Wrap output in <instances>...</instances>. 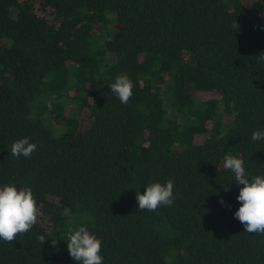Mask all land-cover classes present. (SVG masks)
I'll list each match as a JSON object with an SVG mask.
<instances>
[{"label":"trees","instance_id":"16d2710c","mask_svg":"<svg viewBox=\"0 0 264 264\" xmlns=\"http://www.w3.org/2000/svg\"><path fill=\"white\" fill-rule=\"evenodd\" d=\"M261 52L264 0H0V187H30L40 211L0 264H77L63 238L80 226L103 264H264L223 167L264 173ZM123 73L127 104L109 88ZM24 137L36 151L12 156ZM168 179L173 204L139 210Z\"/></svg>","mask_w":264,"mask_h":264},{"label":"clouds","instance_id":"9594fccd","mask_svg":"<svg viewBox=\"0 0 264 264\" xmlns=\"http://www.w3.org/2000/svg\"><path fill=\"white\" fill-rule=\"evenodd\" d=\"M258 62H264V52L256 56ZM111 93H114L122 104H127L132 95L134 84L126 74H120L115 82L109 85ZM235 108V104L229 105ZM239 115L232 113L233 118ZM253 141H264V129L255 130L252 133ZM37 144L31 143L24 137L13 142L10 154L19 158H30L36 151ZM223 167L231 171L234 182L239 186V195L236 197L240 207L234 213L247 233L264 234V173L251 175L244 166V160L238 156L226 154L223 158ZM229 191V185L223 187ZM174 181L168 179L165 183L154 182L145 187L141 194L136 192V200L139 210L156 211L161 206H171L174 202ZM219 203L230 208L223 198ZM40 215L37 201L30 187L18 189L15 184H6L0 187V240L12 243L18 235L27 233L37 223ZM67 249L71 259L77 264H103L101 255L102 241L91 233L86 226L70 231L67 238ZM37 240L41 245L47 240L44 235H39ZM51 247L58 248V240L51 239Z\"/></svg>","mask_w":264,"mask_h":264},{"label":"rangeland","instance_id":"374dc122","mask_svg":"<svg viewBox=\"0 0 264 264\" xmlns=\"http://www.w3.org/2000/svg\"><path fill=\"white\" fill-rule=\"evenodd\" d=\"M80 119H81V123H82V125H84L85 124V122H86V114L85 113H82V115L80 116Z\"/></svg>","mask_w":264,"mask_h":264}]
</instances>
